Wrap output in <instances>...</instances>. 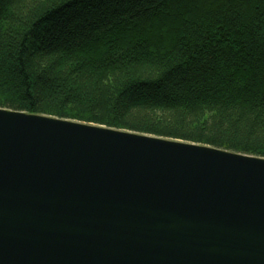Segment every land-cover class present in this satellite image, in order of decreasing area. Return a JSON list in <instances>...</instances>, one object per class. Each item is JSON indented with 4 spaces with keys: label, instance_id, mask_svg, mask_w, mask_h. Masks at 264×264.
<instances>
[{
    "label": "trees",
    "instance_id": "obj_1",
    "mask_svg": "<svg viewBox=\"0 0 264 264\" xmlns=\"http://www.w3.org/2000/svg\"><path fill=\"white\" fill-rule=\"evenodd\" d=\"M0 108L264 158V0H0Z\"/></svg>",
    "mask_w": 264,
    "mask_h": 264
},
{
    "label": "water",
    "instance_id": "obj_2",
    "mask_svg": "<svg viewBox=\"0 0 264 264\" xmlns=\"http://www.w3.org/2000/svg\"><path fill=\"white\" fill-rule=\"evenodd\" d=\"M0 264H264V158L0 108Z\"/></svg>",
    "mask_w": 264,
    "mask_h": 264
}]
</instances>
